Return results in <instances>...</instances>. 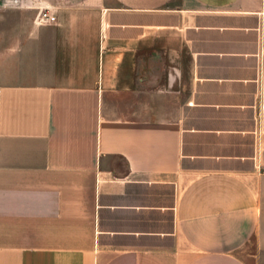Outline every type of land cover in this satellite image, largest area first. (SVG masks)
Instances as JSON below:
<instances>
[{
	"label": "crops",
	"instance_id": "obj_1",
	"mask_svg": "<svg viewBox=\"0 0 264 264\" xmlns=\"http://www.w3.org/2000/svg\"><path fill=\"white\" fill-rule=\"evenodd\" d=\"M0 264H264V0H0Z\"/></svg>",
	"mask_w": 264,
	"mask_h": 264
},
{
	"label": "built area",
	"instance_id": "obj_2",
	"mask_svg": "<svg viewBox=\"0 0 264 264\" xmlns=\"http://www.w3.org/2000/svg\"><path fill=\"white\" fill-rule=\"evenodd\" d=\"M39 19L44 21H54L55 15L49 12V10L45 9V10H41V12L39 13Z\"/></svg>",
	"mask_w": 264,
	"mask_h": 264
}]
</instances>
